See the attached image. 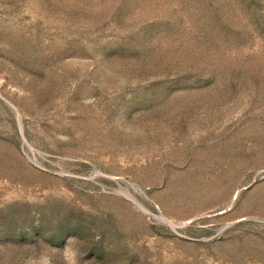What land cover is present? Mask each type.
<instances>
[{
  "label": "rangeland",
  "instance_id": "rangeland-1",
  "mask_svg": "<svg viewBox=\"0 0 264 264\" xmlns=\"http://www.w3.org/2000/svg\"><path fill=\"white\" fill-rule=\"evenodd\" d=\"M0 264H264V0H0Z\"/></svg>",
  "mask_w": 264,
  "mask_h": 264
}]
</instances>
